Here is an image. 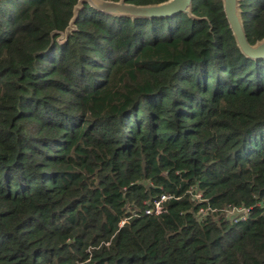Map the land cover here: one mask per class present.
<instances>
[{
	"label": "trees",
	"instance_id": "1",
	"mask_svg": "<svg viewBox=\"0 0 264 264\" xmlns=\"http://www.w3.org/2000/svg\"><path fill=\"white\" fill-rule=\"evenodd\" d=\"M76 3L0 0V264H264V59L221 0L61 37Z\"/></svg>",
	"mask_w": 264,
	"mask_h": 264
},
{
	"label": "water",
	"instance_id": "2",
	"mask_svg": "<svg viewBox=\"0 0 264 264\" xmlns=\"http://www.w3.org/2000/svg\"><path fill=\"white\" fill-rule=\"evenodd\" d=\"M127 0L108 1V0H77L73 7V16L65 29V38L75 31V20L77 13L82 9L83 4L97 12L113 17L135 18H169L180 14H185L190 18L196 19L191 15L190 9L192 0H167L160 4L137 6L129 4ZM240 0H221L222 11L229 30L234 38L239 52L251 60L264 59V38L250 44L246 38L239 10Z\"/></svg>",
	"mask_w": 264,
	"mask_h": 264
},
{
	"label": "built area",
	"instance_id": "3",
	"mask_svg": "<svg viewBox=\"0 0 264 264\" xmlns=\"http://www.w3.org/2000/svg\"><path fill=\"white\" fill-rule=\"evenodd\" d=\"M195 198H196L195 200L199 201L200 198H201V196H200V195H197ZM166 199H167L166 197H161L160 202H161V201H164V200H166ZM160 202H157V203L155 204V206H156V212H157V213L160 212V206H159V205H160ZM227 211H237V212H239V215L235 216V220L237 219V217L243 216V214L245 215V214L247 213V210H246V209H231V210H227ZM227 211H226V212H227ZM205 212H206V210H204V209H200V211H199L200 215H204ZM243 217H244V216H243Z\"/></svg>",
	"mask_w": 264,
	"mask_h": 264
},
{
	"label": "rangeland",
	"instance_id": "4",
	"mask_svg": "<svg viewBox=\"0 0 264 264\" xmlns=\"http://www.w3.org/2000/svg\"><path fill=\"white\" fill-rule=\"evenodd\" d=\"M61 37H64V34ZM226 215L231 218V217H235V216L239 215V212H237V211H227Z\"/></svg>",
	"mask_w": 264,
	"mask_h": 264
}]
</instances>
